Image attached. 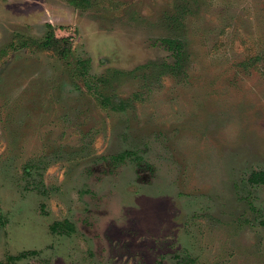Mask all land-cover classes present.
Masks as SVG:
<instances>
[{
  "label": "rangeland",
  "instance_id": "374dc122",
  "mask_svg": "<svg viewBox=\"0 0 264 264\" xmlns=\"http://www.w3.org/2000/svg\"><path fill=\"white\" fill-rule=\"evenodd\" d=\"M254 172L264 0H0V261L264 264Z\"/></svg>",
  "mask_w": 264,
  "mask_h": 264
},
{
  "label": "trees",
  "instance_id": "16d2710c",
  "mask_svg": "<svg viewBox=\"0 0 264 264\" xmlns=\"http://www.w3.org/2000/svg\"><path fill=\"white\" fill-rule=\"evenodd\" d=\"M26 44H28V42L22 41V45H26ZM47 44H48V42L43 43V45H47ZM38 46H40V45H38ZM249 181L250 182H262V181H264V174L262 172H254L249 177ZM10 260H11V257H8V260L7 261H5V262L0 261V264H12L10 262Z\"/></svg>",
  "mask_w": 264,
  "mask_h": 264
}]
</instances>
